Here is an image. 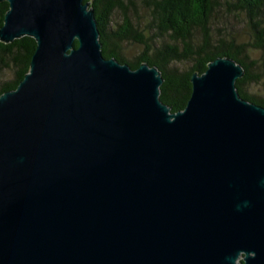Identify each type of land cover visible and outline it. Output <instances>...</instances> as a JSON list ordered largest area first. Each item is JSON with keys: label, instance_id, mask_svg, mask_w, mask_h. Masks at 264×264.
I'll return each mask as SVG.
<instances>
[{"label": "water", "instance_id": "95a60500", "mask_svg": "<svg viewBox=\"0 0 264 264\" xmlns=\"http://www.w3.org/2000/svg\"><path fill=\"white\" fill-rule=\"evenodd\" d=\"M85 1L0 0V41L37 44L0 96V264H264V107L240 96L244 68L216 59L172 113L156 67L104 57Z\"/></svg>", "mask_w": 264, "mask_h": 264}, {"label": "trees", "instance_id": "16d2710c", "mask_svg": "<svg viewBox=\"0 0 264 264\" xmlns=\"http://www.w3.org/2000/svg\"><path fill=\"white\" fill-rule=\"evenodd\" d=\"M148 6L146 26L132 16L138 2ZM95 11L102 53L137 70L142 64L156 67L162 74L161 101L172 113L183 111L191 98L192 76L204 74L218 58H230L241 65L244 76L236 83L240 96L264 107V0H86ZM9 4L0 3V29ZM244 15L251 41H239L235 28L223 22L222 11ZM121 22L114 23L115 13ZM224 13V12H223ZM201 39L198 38V36ZM76 47L78 43L76 42ZM128 45L140 47L133 59L125 56ZM31 37L4 44L0 41V96L14 91L30 70L36 51Z\"/></svg>", "mask_w": 264, "mask_h": 264}, {"label": "rangeland", "instance_id": "374dc122", "mask_svg": "<svg viewBox=\"0 0 264 264\" xmlns=\"http://www.w3.org/2000/svg\"><path fill=\"white\" fill-rule=\"evenodd\" d=\"M222 11V10H221ZM148 6L145 5L143 2H138L136 9H132V16L134 18H138L139 21L142 22V26H146V17L148 16ZM224 12V13H223ZM220 17L222 18L223 22H226L228 25L235 28V33L239 34V41H243L245 43L251 41V38L249 36V28H248V20L244 15H236V14H230L228 12L222 11L220 13ZM113 22L116 24L118 22H121V15L120 13H115L113 17ZM198 36V35H197ZM199 39H201L200 36H198ZM141 49L137 45H128L125 48L124 54L127 58L133 59L140 53ZM255 59H260L261 57H264L263 53L255 52L252 54ZM264 90V86L255 88V91L259 94H262Z\"/></svg>", "mask_w": 264, "mask_h": 264}]
</instances>
